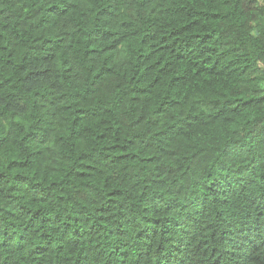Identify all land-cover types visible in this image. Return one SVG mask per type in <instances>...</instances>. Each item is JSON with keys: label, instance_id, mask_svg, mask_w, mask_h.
<instances>
[{"label": "clouds", "instance_id": "obj_1", "mask_svg": "<svg viewBox=\"0 0 264 264\" xmlns=\"http://www.w3.org/2000/svg\"><path fill=\"white\" fill-rule=\"evenodd\" d=\"M0 264H264V0H0Z\"/></svg>", "mask_w": 264, "mask_h": 264}, {"label": "trees", "instance_id": "obj_2", "mask_svg": "<svg viewBox=\"0 0 264 264\" xmlns=\"http://www.w3.org/2000/svg\"><path fill=\"white\" fill-rule=\"evenodd\" d=\"M162 59V57L161 56H159V55H157V57H156V62L157 63H159V61ZM98 138H101V137H98ZM106 138V137H105ZM114 147H117V145H114ZM130 149H129V154H130Z\"/></svg>", "mask_w": 264, "mask_h": 264}]
</instances>
